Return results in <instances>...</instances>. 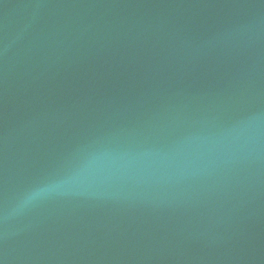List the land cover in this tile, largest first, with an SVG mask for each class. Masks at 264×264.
<instances>
[{
    "label": "water",
    "instance_id": "water-1",
    "mask_svg": "<svg viewBox=\"0 0 264 264\" xmlns=\"http://www.w3.org/2000/svg\"><path fill=\"white\" fill-rule=\"evenodd\" d=\"M0 264H264V0H0Z\"/></svg>",
    "mask_w": 264,
    "mask_h": 264
}]
</instances>
